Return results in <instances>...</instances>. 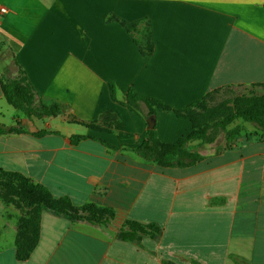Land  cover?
<instances>
[{"label":"crops","instance_id":"0c3cea01","mask_svg":"<svg viewBox=\"0 0 264 264\" xmlns=\"http://www.w3.org/2000/svg\"><path fill=\"white\" fill-rule=\"evenodd\" d=\"M19 65L64 109L28 118L0 84V126L20 129L0 136V192L19 173L79 218L43 208L19 260L18 219L32 206L0 197V264H264V140L206 144L195 164L160 167L136 151L147 106L123 102L133 89L181 109L217 88L264 86V0H0V77ZM155 109L162 141L191 131Z\"/></svg>","mask_w":264,"mask_h":264},{"label":"trees","instance_id":"16d2710c","mask_svg":"<svg viewBox=\"0 0 264 264\" xmlns=\"http://www.w3.org/2000/svg\"><path fill=\"white\" fill-rule=\"evenodd\" d=\"M0 84L5 97L16 108L20 109L28 118L60 114L64 106L58 103L47 104L41 100L38 92L29 80L25 70L19 65L13 75L0 77ZM225 88L210 90L200 99L181 109L156 99H147L130 89L123 102L140 109L142 104L148 108L145 114L148 118L156 114L155 107L173 110L176 115L188 118L192 123L191 131L167 143L160 139L157 127L148 128L145 140L136 151L146 160L154 162L160 167H185L203 159L205 155L200 147L206 144L223 141L217 152L233 148L240 137L249 138L252 135L264 140V96L259 98H240L232 100H218L217 97ZM112 97L117 100V87L110 81ZM240 120V122H237ZM237 122V123H236ZM245 123L254 126L249 131ZM233 124V126H232ZM20 131L18 128H4L0 126V136L6 133ZM47 131L42 130L36 135ZM85 136L75 135L71 141L76 143ZM20 182L13 184L2 183L6 190L0 192V197L6 203L31 205L32 208L19 217V232L16 236L17 258L26 260L30 257L39 240L41 212L49 208L57 213L66 214L71 218H79L78 209L60 199L53 198L47 189L34 183L22 174H13Z\"/></svg>","mask_w":264,"mask_h":264},{"label":"rangeland","instance_id":"374dc122","mask_svg":"<svg viewBox=\"0 0 264 264\" xmlns=\"http://www.w3.org/2000/svg\"><path fill=\"white\" fill-rule=\"evenodd\" d=\"M262 96H264V86H248V87H244V88H225L218 95L217 99L221 101V100H232L233 98H236V97H240V98H243V97L244 98H259V97H262ZM237 122H240V120H238ZM232 126H233V124H232ZM245 126L247 127V129L249 131H253L254 130V126L251 123H245ZM220 141L221 140H219V142ZM208 146H210V145H208ZM204 150L211 151V148L210 147H206ZM146 232H147V230H146L145 227L144 228L140 227L138 229L139 238H141V236L146 234ZM155 233H156V237H159V235L161 234L160 227H158V226L155 227ZM169 263L170 262H165L163 260H159L157 262V264H169Z\"/></svg>","mask_w":264,"mask_h":264},{"label":"water","instance_id":"95a60500","mask_svg":"<svg viewBox=\"0 0 264 264\" xmlns=\"http://www.w3.org/2000/svg\"><path fill=\"white\" fill-rule=\"evenodd\" d=\"M147 122H148V128L154 127L155 123H156L155 116H153V115L149 116L148 119H147Z\"/></svg>","mask_w":264,"mask_h":264},{"label":"built area","instance_id":"2783aa9c","mask_svg":"<svg viewBox=\"0 0 264 264\" xmlns=\"http://www.w3.org/2000/svg\"><path fill=\"white\" fill-rule=\"evenodd\" d=\"M1 10L3 11V12H6L7 11V9L5 8V7H1Z\"/></svg>","mask_w":264,"mask_h":264}]
</instances>
